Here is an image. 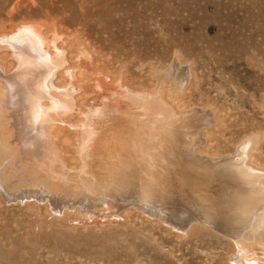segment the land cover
I'll list each match as a JSON object with an SVG mask.
<instances>
[{
    "label": "rangeland",
    "instance_id": "1",
    "mask_svg": "<svg viewBox=\"0 0 264 264\" xmlns=\"http://www.w3.org/2000/svg\"><path fill=\"white\" fill-rule=\"evenodd\" d=\"M27 25L44 32L43 25L50 26L63 35L57 41L59 47L66 49L63 42L66 40L72 42L75 50L78 46L73 41H77L91 55L93 63L88 60L83 63L87 71L80 78L88 82H85L84 95L80 99L77 96L75 121L89 116L86 106L99 103L97 90L90 81L97 71L102 72L109 86L123 78L124 84L131 88L155 94L159 85L156 70L177 65L174 63L177 60L183 64L179 71L187 72L189 68L191 76L187 80L191 79L188 86L184 85L186 89L179 108L196 106L201 112L199 115L205 118L200 117V141L194 150L206 161L213 179L190 181L193 182L192 186L188 184L193 187L191 190H186L185 182L181 190L179 183L167 187L157 185L154 189L157 195L161 194V199L155 201L149 198L151 194L141 193L142 197L134 192L131 195L137 196L134 195V203L128 201L131 197L125 196L124 202L119 201V211L112 216L91 214L78 205L75 208L60 205L59 213L47 203L45 191L41 194L45 197L39 201L41 203L24 201V198L6 200L0 194V264H264L262 244L253 240L255 234L251 235L252 226H249L250 214H257L262 208L250 213L252 205H248L238 212L241 217L232 213L231 218L225 205L237 192L231 181L233 175L214 170L216 161L222 164L226 160L264 176V0H0V32ZM2 37L1 42L5 41ZM7 51L10 49L0 48V57L7 55ZM77 51L73 55H78ZM163 80L167 88L172 85L167 79ZM72 86L76 87L77 82L73 81ZM66 131L60 138L65 144L64 157L76 166L74 145H67L66 149L64 143L76 136V132ZM201 135L209 139L208 142ZM11 159L6 168L0 166V174L4 176L0 175V184L4 189L8 186L9 193L17 194L20 188L27 189L31 183H34L32 187H45L35 178L20 180L19 172L14 170L21 169L17 166L18 159L15 154ZM4 172L9 173L8 176ZM68 178L71 185L64 180L54 181L57 185L54 192L62 189L58 193L65 200L72 198L70 194H76L70 192L69 186L74 191L83 186L94 188L91 182L89 186L87 181L79 185L75 177ZM111 184L116 186L109 181L112 188L106 187L113 194L118 184L116 188ZM126 184V187L122 184L123 187L130 189V184H127L129 187ZM263 196L264 189L254 199L255 204ZM147 204L160 209L161 215L139 207H147ZM207 214L223 221V227L210 224ZM187 216L198 220L186 221L181 227L169 222ZM233 234L242 246L233 240Z\"/></svg>",
    "mask_w": 264,
    "mask_h": 264
},
{
    "label": "bare ground",
    "instance_id": "2",
    "mask_svg": "<svg viewBox=\"0 0 264 264\" xmlns=\"http://www.w3.org/2000/svg\"><path fill=\"white\" fill-rule=\"evenodd\" d=\"M11 28L8 30L3 29L0 32L5 37V41H0V48L10 49V51H7V55L0 57V166H5V168L9 166L12 162V154H15L19 162L17 166H20L21 169L16 168L14 170L19 172L16 175L19 176L20 180H26L28 177L35 178L44 183L45 187H32L34 183L30 184L28 182L30 187L24 190H22V187L20 191L18 190L19 193L16 194L9 193L7 189L10 187L6 186L8 188L4 189L0 184V194L6 200L15 201L24 198V201L38 200L39 202L46 197L47 203L54 211L59 212L57 207H60V205H62L61 208L78 205L80 209L91 214L107 213L111 215L119 211V208H117L119 201L124 202L125 196L131 197L129 198L131 200L128 201L134 203L135 194L131 196L134 192L137 196L142 195L141 193L145 195L147 193L146 196L151 194L149 198L155 201L156 198L161 196V194L157 195L154 189L157 188V185L167 187V185L172 186V184L177 185L179 183L178 187H181V190L184 188V184L187 183L188 188L186 190H191L193 187L188 186L191 183L190 181H200L204 178L205 180L213 179L210 176L211 173L208 172L210 168L206 165V161L202 160L200 154L194 150L196 144L200 141L199 135L202 124L200 125L201 122L199 121H201L200 117L203 119V116L199 115L201 112L196 106L183 110L179 108L186 89L184 85H187L191 79L187 80V77L191 76L189 68L187 72L182 68L179 71V67L183 64L177 60L174 62L177 65L166 67L163 70H156L155 74L159 85L155 94L135 90L131 88L132 86L124 84L123 78L109 86L104 81L102 72L93 73V70L90 81L93 88L97 90L96 96L99 103L86 106L89 116L80 121H75L77 96L80 99L84 95L85 82H88L80 78L83 72L87 71L83 63L87 60L89 63H93L91 55L77 41H73V43L76 47L78 46V49H75L79 51L78 55H75V53L73 55L75 50L72 42L67 43L66 40H63L66 49L59 47L57 41L63 35L50 26L43 25L46 32L28 25L15 29ZM73 58H75V61ZM72 64H76V66L73 67ZM163 79L172 82V85L167 88L162 82ZM73 81L77 82L76 87L72 86ZM80 92L81 94H79ZM77 111L79 112V109ZM67 129L74 130L76 136L64 140L67 137ZM64 131L67 132L66 137L63 138L66 149L69 148H67V145L72 144L70 146L74 145L73 147L76 150V154L74 153L77 159L75 160L76 166L73 165L74 163H68L67 160L69 159L64 157L65 147L63 146L65 144L63 145L60 141V138H62L61 133ZM206 132L207 130L204 134ZM96 161H98V164ZM223 161L222 164H218V161H216L215 164L219 166L214 164L216 168L213 169L230 172L233 175L231 181L237 189L235 196L225 207L230 210L231 218L234 217V213L238 214L240 210L245 209L248 205H252L249 206L250 210L248 211L250 213H256L260 211L258 208H262L257 214L252 216L250 214L251 225L249 226H252L251 235L255 234L253 240H257L256 244H262L264 251V242H261L264 240V207L261 205V203L264 204V198L259 197L260 202H256L257 204L254 202V199L264 189V176L256 170H246L241 166L226 162V160L224 163ZM72 165L74 167H71ZM69 176L75 177L74 180L79 185L83 181H87L89 186V182H91L90 185L94 186V192H92L93 189L90 190L85 186L78 191H74L72 186H69L72 188L69 189L70 192H76V194H70L69 196L72 197L70 199L61 198L58 192L62 189L57 192L58 194L54 192L56 190L54 188L57 187L56 184V186L54 185V181L64 180L67 185H71L72 182L68 180ZM109 181L116 183V186L118 184V188L113 189L114 191L117 190L113 194H110L112 190L110 191L106 187ZM125 183L130 184V189L123 187L122 184L125 186ZM143 184L146 185L143 186ZM6 185L9 184L6 183ZM111 185L116 188L114 184ZM3 186L5 187V185ZM226 186L224 187L226 188ZM108 187L111 186L108 185ZM127 187L129 186L127 185ZM196 188L194 189L196 190ZM44 191L45 197L41 196ZM124 192L127 194L125 195ZM81 194H83V197L80 196ZM193 194L194 192H191V195ZM162 199L165 200V198ZM221 201H223V198ZM139 207L151 209L158 214L160 212V209H153L152 205L147 207L139 205ZM247 214L249 215V213ZM208 216L205 217L208 218ZM224 216L226 217V215ZM237 216L241 217L239 214ZM173 219L169 222L177 227L185 225L186 221L191 223L198 220L195 217L188 216L181 218V220ZM208 219L210 220L208 222L214 227L219 225L223 227V221H218L214 215L209 216ZM244 229L246 230V228ZM218 231L220 230L218 229ZM231 233H234V231ZM232 236L234 241L239 240L234 234ZM238 243L241 244V241H238ZM245 251L247 254L250 253V250H248L249 252ZM261 252L259 249V253ZM244 257L241 260L242 262Z\"/></svg>",
    "mask_w": 264,
    "mask_h": 264
}]
</instances>
